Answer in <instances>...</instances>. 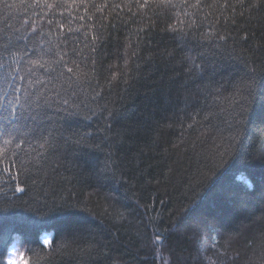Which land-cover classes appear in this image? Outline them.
<instances>
[{
  "label": "trees",
  "instance_id": "obj_1",
  "mask_svg": "<svg viewBox=\"0 0 264 264\" xmlns=\"http://www.w3.org/2000/svg\"><path fill=\"white\" fill-rule=\"evenodd\" d=\"M59 2L52 9L29 7L32 0L0 3V44L28 35L17 51L42 40L45 49L48 42L63 47L68 26L80 29L64 50L90 78L80 100L96 115L68 118L65 135L83 140L41 160V171L29 166L19 176L24 192L15 193V181L0 172V264H264V224L254 223L264 208V0H228L235 11L216 7L224 0H201L200 10L181 0L174 9L152 0L143 9L135 0ZM92 3L122 7L96 12ZM209 22L228 37L216 79L229 83L215 104L187 72L192 55L208 51L196 44ZM32 27L39 35H30ZM85 32L99 37L96 53L91 44L84 49ZM74 47L89 59L72 56ZM251 68L255 91L236 125L230 101L239 99L236 87ZM209 106L224 111L206 120Z\"/></svg>",
  "mask_w": 264,
  "mask_h": 264
},
{
  "label": "snow or ice",
  "instance_id": "obj_2",
  "mask_svg": "<svg viewBox=\"0 0 264 264\" xmlns=\"http://www.w3.org/2000/svg\"><path fill=\"white\" fill-rule=\"evenodd\" d=\"M152 2L173 9L176 7L173 0H152ZM236 2L241 6L244 4V0H236ZM0 3H3L6 8L10 7L7 0H0ZM181 3L184 8L200 10L203 7L201 0H195V3H189V0H181ZM41 4L46 9L63 6L59 0H54L53 3H49L48 0H32V5L28 6L41 7ZM135 5L141 9L150 6L149 0H143V2L135 0ZM91 7L96 12H103L108 7L118 10L122 5H109L107 3L97 5L92 3ZM216 7L232 8L235 11V7L228 0H224L222 4L217 3ZM184 15L188 16V12L185 11ZM79 19L84 20L85 17L81 16ZM88 19H91V17L89 16ZM49 23H52V21H49ZM179 23L183 24L184 21H179ZM233 23H235L234 20ZM24 24L28 25L29 21L25 20ZM193 25H196L195 20H192L188 27L192 28ZM58 27L63 30L64 24L60 23ZM15 31L18 33L20 29L17 28ZM77 32H80V29H73L71 25L68 26L67 34L63 38V47L60 44L53 46L51 42H48L49 46L45 49L43 47L45 42L42 40L39 48H29L25 44L23 49L17 51L18 43L21 40H29L28 35L17 36L15 43L9 37L6 38L3 44H0V172L9 174L10 180L15 181V193H22L26 190L24 186H21L19 176L28 172L29 166L36 167L37 171H41L43 166L37 167L40 165L41 160L47 164L48 156L59 154L62 150L67 151L72 143L79 144L83 140L84 137L80 136V139L73 141V137L78 135L77 133L65 135L66 132L71 131L70 128H65L68 118L79 115L85 110L91 112V115H85V119H91L92 116L96 115L88 103L80 100V96L87 92L84 85L90 86V78L87 73H82L80 64L74 60H66L69 53L64 49L69 46V36ZM30 35H39L35 27H32ZM98 39L99 37L93 35L89 40L87 32H85L84 49H88L91 44V52L96 53L97 49L93 42ZM227 40L228 37L217 32L215 24L209 22L203 40L197 41L196 44L198 49L206 48L208 51H197L192 55L191 66L187 68L189 75L199 81L197 88L202 94L206 93V98H210L214 104L221 99L222 90L225 88V84L229 83L227 80L221 83L216 79L219 71L216 57L220 53L221 43H226ZM77 41H79V37L71 43ZM53 47L55 51H53ZM188 50L191 51L192 49L189 48ZM71 55L80 56L83 61L89 59V57L82 56V50L79 47L72 48ZM33 56L36 58L33 59ZM69 62L74 64V67H70ZM95 62V59L92 58L93 65ZM255 73V68H251L245 73L247 83H244L243 87H236L239 99L230 101L235 107L228 115L236 125L243 123L242 118L248 111L250 99L255 91ZM96 95H99V93ZM95 99V96L91 97V102L95 103ZM211 107L209 106V115L205 116L206 120L210 116H218L220 112L224 111L220 109L218 112H212ZM216 107L218 108V105ZM108 115L112 117L113 114L109 112ZM231 126L230 124L229 127ZM33 141H35V145ZM13 144L15 150L9 155V146ZM25 145H27V149ZM32 153L35 155L33 156ZM13 169H16L14 175L12 174ZM29 179H31L33 185L37 183L36 179L31 177ZM23 183L27 185V180ZM261 212V217L254 223L264 224V208L261 209ZM180 227L181 225L177 223L173 226V229H179ZM231 239L232 237L229 235L227 240ZM190 240L194 245L199 244L195 232H193ZM47 242V239H45V243ZM162 242L163 238L157 233L155 243L162 244ZM213 247H215V244H213ZM15 251V248H13V255ZM10 264H15V261H10Z\"/></svg>",
  "mask_w": 264,
  "mask_h": 264
}]
</instances>
